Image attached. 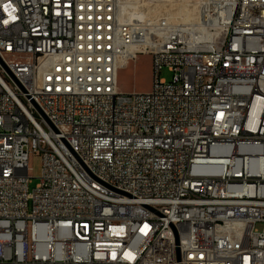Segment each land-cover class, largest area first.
<instances>
[{"label": "built area", "instance_id": "built-area-1", "mask_svg": "<svg viewBox=\"0 0 264 264\" xmlns=\"http://www.w3.org/2000/svg\"><path fill=\"white\" fill-rule=\"evenodd\" d=\"M123 2L0 0V264H264V0Z\"/></svg>", "mask_w": 264, "mask_h": 264}, {"label": "rangeland", "instance_id": "rangeland-1", "mask_svg": "<svg viewBox=\"0 0 264 264\" xmlns=\"http://www.w3.org/2000/svg\"><path fill=\"white\" fill-rule=\"evenodd\" d=\"M138 1V2H137ZM127 0L125 3H130L134 5H141L143 3L150 4V7L153 9L154 5L162 4L161 0ZM199 0H170V2H164L167 6L165 9L156 8L153 14H166L171 17V14L168 10H175L177 7L182 5L192 7L194 6L197 9V3ZM174 2V3H173ZM178 2V3H177ZM177 3V4H176ZM170 5V6H168ZM147 12V10H145ZM159 78L170 81L171 74L166 69L163 68L159 73ZM152 66H151V57L148 54H138L133 61H130L128 65L118 72L117 78V88L119 92L125 95L131 94H148L152 89ZM41 157L39 155L32 154L29 157V170L28 175L31 178L29 184V190H32L39 183V177L41 175Z\"/></svg>", "mask_w": 264, "mask_h": 264}, {"label": "bare ground", "instance_id": "bare-ground-1", "mask_svg": "<svg viewBox=\"0 0 264 264\" xmlns=\"http://www.w3.org/2000/svg\"><path fill=\"white\" fill-rule=\"evenodd\" d=\"M125 1H127V0H124V2L122 4V11H123V13H127L128 15L133 16V17L142 16L145 13L151 14V13L155 12L156 8L165 9V7L167 5L164 4V2H168V3L170 2V0H161V2H163V3L162 4L160 3L158 5H154V8L152 9L150 7V4H148V3H143L141 5L140 4L134 5V4H131V2L125 3ZM168 6H170V5H168ZM145 10H147V12ZM168 11L170 12L172 19L181 20V21H187V20L193 19L196 16V8L194 6L189 7V6L182 5L180 7H177V9H175V10H173V9L171 10V6H170V10H168Z\"/></svg>", "mask_w": 264, "mask_h": 264}, {"label": "snow or ice", "instance_id": "snow-or-ice-1", "mask_svg": "<svg viewBox=\"0 0 264 264\" xmlns=\"http://www.w3.org/2000/svg\"><path fill=\"white\" fill-rule=\"evenodd\" d=\"M13 19H14V17H13ZM5 23H7V21H5Z\"/></svg>", "mask_w": 264, "mask_h": 264}]
</instances>
